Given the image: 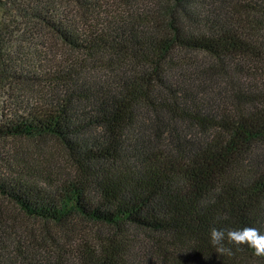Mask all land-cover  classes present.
<instances>
[{
    "label": "trees",
    "instance_id": "16d2710c",
    "mask_svg": "<svg viewBox=\"0 0 264 264\" xmlns=\"http://www.w3.org/2000/svg\"><path fill=\"white\" fill-rule=\"evenodd\" d=\"M213 226L264 235V0H0V264H264Z\"/></svg>",
    "mask_w": 264,
    "mask_h": 264
},
{
    "label": "clouds",
    "instance_id": "9594fccd",
    "mask_svg": "<svg viewBox=\"0 0 264 264\" xmlns=\"http://www.w3.org/2000/svg\"><path fill=\"white\" fill-rule=\"evenodd\" d=\"M210 243L216 248L217 253L232 255V249L226 244L236 246L248 245L254 249L256 257H264V235L259 229L245 226L243 228H210Z\"/></svg>",
    "mask_w": 264,
    "mask_h": 264
},
{
    "label": "rangeland",
    "instance_id": "374dc122",
    "mask_svg": "<svg viewBox=\"0 0 264 264\" xmlns=\"http://www.w3.org/2000/svg\"><path fill=\"white\" fill-rule=\"evenodd\" d=\"M21 142H23V143H27V141H21ZM5 143L7 144V142H5ZM9 145H10L11 147H16V146L18 145V141L13 140V141H11V144L9 143ZM58 155H59V157H60L61 159H63L64 162H66L65 159H64V157H63V154L59 153Z\"/></svg>",
    "mask_w": 264,
    "mask_h": 264
}]
</instances>
